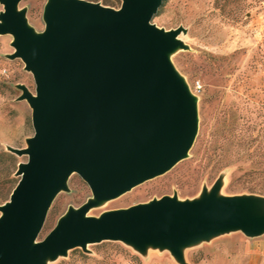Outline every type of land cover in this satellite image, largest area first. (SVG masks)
<instances>
[{
	"label": "water",
	"instance_id": "95a60500",
	"mask_svg": "<svg viewBox=\"0 0 264 264\" xmlns=\"http://www.w3.org/2000/svg\"><path fill=\"white\" fill-rule=\"evenodd\" d=\"M166 0H122L119 9L88 0H48L46 29L37 33L19 9L0 0V36L31 72L20 101L32 109L34 135L19 165V183L0 206V264H47L75 248L121 241L140 252L184 249L231 232L264 235V199L223 196L221 184L199 199L164 196L149 203L88 212L170 171L186 159L199 129L198 102L171 56L188 49L184 27L153 23ZM78 174L93 199L71 208L39 240L57 195Z\"/></svg>",
	"mask_w": 264,
	"mask_h": 264
},
{
	"label": "rangeland",
	"instance_id": "374dc122",
	"mask_svg": "<svg viewBox=\"0 0 264 264\" xmlns=\"http://www.w3.org/2000/svg\"><path fill=\"white\" fill-rule=\"evenodd\" d=\"M93 1L115 9L122 6V0ZM47 3L19 4L37 33L46 29ZM153 23L165 30L185 29L180 39L188 49L177 50L171 59L197 98V137L188 157L170 171L101 203L88 216L100 217L164 196L199 199L219 183L220 195L264 199V0H166ZM13 41L12 35L0 36V206L19 183V165L28 161V156L13 154L9 148H26L35 133L32 109L19 100V86L35 94L36 84L21 59L9 58L15 52ZM91 199L89 185L73 174L68 190L52 203L39 240L71 208ZM239 237L253 239L231 232L202 241L184 249L185 263L167 249L149 247L140 252L121 241H105L89 244L87 251L72 249L47 264H231Z\"/></svg>",
	"mask_w": 264,
	"mask_h": 264
},
{
	"label": "crops",
	"instance_id": "0c3cea01",
	"mask_svg": "<svg viewBox=\"0 0 264 264\" xmlns=\"http://www.w3.org/2000/svg\"><path fill=\"white\" fill-rule=\"evenodd\" d=\"M234 246L237 256L231 264H264V235L253 239L239 237Z\"/></svg>",
	"mask_w": 264,
	"mask_h": 264
},
{
	"label": "trees",
	"instance_id": "16d2710c",
	"mask_svg": "<svg viewBox=\"0 0 264 264\" xmlns=\"http://www.w3.org/2000/svg\"><path fill=\"white\" fill-rule=\"evenodd\" d=\"M88 1H92V2H94L93 0H88Z\"/></svg>",
	"mask_w": 264,
	"mask_h": 264
}]
</instances>
